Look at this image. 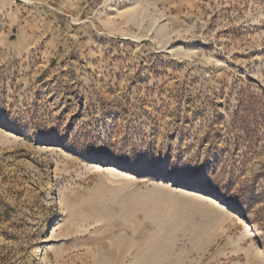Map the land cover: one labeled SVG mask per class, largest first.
I'll return each instance as SVG.
<instances>
[{
  "label": "rangeland",
  "instance_id": "374dc122",
  "mask_svg": "<svg viewBox=\"0 0 264 264\" xmlns=\"http://www.w3.org/2000/svg\"><path fill=\"white\" fill-rule=\"evenodd\" d=\"M0 264H264V0H0Z\"/></svg>",
  "mask_w": 264,
  "mask_h": 264
},
{
  "label": "bare ground",
  "instance_id": "6f19581e",
  "mask_svg": "<svg viewBox=\"0 0 264 264\" xmlns=\"http://www.w3.org/2000/svg\"><path fill=\"white\" fill-rule=\"evenodd\" d=\"M111 170H114V168H112ZM206 200H208V202H215V200L213 198H210V197H204ZM244 225V223H243ZM246 225V224H245ZM244 225V226H245Z\"/></svg>",
  "mask_w": 264,
  "mask_h": 264
},
{
  "label": "trees",
  "instance_id": "16d2710c",
  "mask_svg": "<svg viewBox=\"0 0 264 264\" xmlns=\"http://www.w3.org/2000/svg\"><path fill=\"white\" fill-rule=\"evenodd\" d=\"M210 198H213V197H211V196H209ZM213 199H215V198H213Z\"/></svg>",
  "mask_w": 264,
  "mask_h": 264
}]
</instances>
